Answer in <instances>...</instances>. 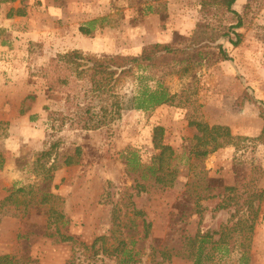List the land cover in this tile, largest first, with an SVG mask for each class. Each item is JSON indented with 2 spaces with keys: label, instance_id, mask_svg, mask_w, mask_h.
I'll return each instance as SVG.
<instances>
[{
  "label": "rangeland",
  "instance_id": "obj_1",
  "mask_svg": "<svg viewBox=\"0 0 264 264\" xmlns=\"http://www.w3.org/2000/svg\"><path fill=\"white\" fill-rule=\"evenodd\" d=\"M18 8L26 15H17ZM200 8L199 0H17L0 5V256H14L19 264H117L104 251L123 240L133 253L127 264H193L178 256L163 260L158 252L187 248L185 238L199 230L220 231L232 220H252L256 214L250 243L246 230H237L228 239V252L215 251L212 262L264 264V199L258 197L264 190V143L258 138L264 129V0L234 4L242 16V26L235 29L242 34L239 46L222 38L202 52L179 55L182 61H170L176 69L191 65L185 74L149 67L121 85L127 99L141 80L152 88L161 82L175 95L173 104L121 110L97 130L61 122L53 126L43 109L45 104L52 110L62 107L46 93L52 57L81 49L133 59L155 42L185 47ZM96 18L104 20L96 24L94 36L82 34L80 26ZM209 18L227 27L236 23L222 9ZM219 45L229 60H218ZM30 93L40 98L35 122L20 114ZM196 122L229 126L235 135L253 140L239 150L228 146L200 159L194 153ZM156 126L164 128L163 141L176 152L165 163L175 182L160 191L144 180L147 188L139 193L140 173L129 171L125 155L133 152L141 164L159 165L160 151L152 141ZM69 159L79 163L68 165ZM227 185L238 190L212 197ZM227 198L231 205L217 210ZM248 199L256 213L244 205ZM114 213L120 217L118 226ZM57 227L75 242L47 235L57 236ZM102 236L105 243L94 245Z\"/></svg>",
  "mask_w": 264,
  "mask_h": 264
},
{
  "label": "trees",
  "instance_id": "obj_2",
  "mask_svg": "<svg viewBox=\"0 0 264 264\" xmlns=\"http://www.w3.org/2000/svg\"><path fill=\"white\" fill-rule=\"evenodd\" d=\"M17 0H0L2 3L15 2ZM200 20L197 22L192 33L190 44L185 47H176L170 42H155L144 46L141 54L133 59H126L120 54L114 55H95L89 54L81 49H70L66 52L59 53L52 57L49 62V76L46 82V93L49 99L61 102L62 107L59 110H52L47 104L43 105V109L48 113V121L69 125L75 129L82 130H97L107 126L113 114H116L124 109L150 111L164 104H173L175 95H172L168 89L159 82L155 88L142 84L134 90L132 95L126 99L122 94L121 85L131 78L136 77L139 71L150 68H161L166 70L165 74L172 73H187L191 65H185L176 69L170 65V61L177 59L182 61L179 55L189 53L192 50L202 52L203 48L211 47L222 38H231V43L237 47L242 40V34L235 29L242 26V16L234 9V4L237 0H199ZM223 10L232 15L236 19V23L231 26L216 24L210 20L209 16L214 15L219 10ZM17 15L25 16L26 10L18 8ZM12 15V10L8 14ZM104 19H92L80 26L82 34L94 36L96 24ZM232 35L235 38H232ZM218 60H229L231 57L227 50L222 45L218 46ZM179 58V59H178ZM171 66V67H167ZM142 76V75H141ZM40 103V98L35 93L28 94L21 103L20 114L22 116L28 114L30 122L37 121L39 113L35 112L36 106ZM261 103V116L264 118V104ZM263 104V105H262ZM61 122V123H60ZM197 129L195 138L197 145L195 148V156L204 159L209 153L219 149L233 146L236 150L247 147L246 142L253 140L251 137L243 135H235L232 133L229 126L214 125L209 126L201 122L193 123ZM152 141L154 147L160 151L159 165H143L140 163L137 155L133 152L127 159L129 171L140 173V179L137 182L138 192L146 190L147 185L153 186L157 190L165 191L166 188H171L175 182V174L165 170V163L170 164L176 158V152L169 144L164 143V128L156 126L153 130ZM264 143V129L258 137ZM51 155L50 153H48ZM68 165L79 163V159H69L66 162ZM147 183H143V181ZM235 192L238 188L235 185H227L218 189V192L212 197H219L222 191ZM264 190L260 191L259 199H264L262 196ZM231 195V194H230ZM224 196V195H223ZM230 198H227L220 203L216 209H226L230 203ZM238 204V202H236ZM249 211H254L252 200L248 199L244 202ZM116 211V210H115ZM141 214V213H139ZM257 221L256 214L249 219H237L231 221V226L226 225L223 230H208L206 232L198 231L194 236L185 238L184 245L187 248L180 250H172L165 247L158 253L163 260H170L172 256H178L193 264H219L214 263L215 251L226 254L228 252V239L233 232L246 230L247 240L251 241L255 223ZM113 223L115 226L120 225V217L114 213ZM57 236L54 233L47 235L56 238L60 242H75V238L71 235L61 233L57 227ZM219 234V238L214 240V236ZM107 237H98L94 245L98 241L104 244ZM212 245V246H210ZM105 249V253L109 256L117 258V264H127L133 259L131 250L125 247V241H120L117 247L113 246L111 251ZM2 264H19L20 262L11 255L0 256ZM154 264V263H153Z\"/></svg>",
  "mask_w": 264,
  "mask_h": 264
}]
</instances>
